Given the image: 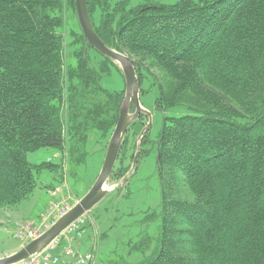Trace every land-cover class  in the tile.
<instances>
[{"label":"trees","instance_id":"16d2710c","mask_svg":"<svg viewBox=\"0 0 264 264\" xmlns=\"http://www.w3.org/2000/svg\"><path fill=\"white\" fill-rule=\"evenodd\" d=\"M86 8L105 46L132 60L139 94L147 78L159 88L155 108L186 109L163 115L155 141L161 202L144 221H157L156 231L130 245L139 261L109 264H264V0H86ZM111 66L121 69L83 36L75 0H0V206L25 199L35 173L52 166L30 163L27 152L54 147L80 162L94 132L106 148L125 91L102 85ZM130 125L110 179L124 178L125 160L142 153L146 131L130 147Z\"/></svg>","mask_w":264,"mask_h":264},{"label":"rangeland","instance_id":"374dc122","mask_svg":"<svg viewBox=\"0 0 264 264\" xmlns=\"http://www.w3.org/2000/svg\"><path fill=\"white\" fill-rule=\"evenodd\" d=\"M154 1L173 3L177 0ZM68 19L71 27L76 28L73 13ZM69 27L65 31L67 41L71 39ZM70 51L67 47L66 63L73 65L75 57ZM90 56L92 63L96 65L98 53L90 50ZM102 85L110 91L124 89L125 79L122 70L111 66L110 72L102 78ZM140 87L144 91L139 94V103L146 117L143 116L142 122L137 118L130 125L129 146L131 147L134 141L138 145L141 133L146 131V137L139 146L142 153L134 163L129 159L125 160L130 167L124 175L125 179L108 178L106 186L112 189L83 214L85 222L80 227L82 236L79 238L87 243L86 251L79 253L71 248L76 254H92L91 261L85 264H109L120 258L128 263L137 262L141 259L142 253L132 250L130 245L135 240L138 241L141 234L146 232L153 234L156 231L157 221L149 223L144 221L146 214L159 210L161 202L155 141L161 130L163 115L178 116L186 113V109L184 106H177L165 112L161 111L154 106V101L159 95L158 86L149 79L143 78ZM133 134L135 135L132 136ZM104 144L105 138L100 137L99 133L90 134L83 146L85 155L80 162L72 161L69 157L65 158V154L68 156L66 151L54 147H40L26 153L30 163L36 165L50 163L52 166L44 167L35 173V187L25 199L12 206H0V257L11 254L24 245L16 236L19 226L28 225L32 228L39 226V231H44L47 226L46 223L41 225V221L52 205L63 204L60 210L66 209V206L69 209L89 190L104 159L106 151ZM120 185L123 186L116 193L113 189ZM67 237L68 235L62 236L64 239ZM56 252L63 254L62 250ZM65 257L70 259L64 261ZM61 260L66 263L73 261L74 257L63 254Z\"/></svg>","mask_w":264,"mask_h":264},{"label":"water","instance_id":"95a60500","mask_svg":"<svg viewBox=\"0 0 264 264\" xmlns=\"http://www.w3.org/2000/svg\"><path fill=\"white\" fill-rule=\"evenodd\" d=\"M75 11L82 34L87 41L99 52L113 59L121 68L125 79L124 98L119 109L116 124L106 145L100 171L93 185L71 208L56 218L35 238L26 242L17 251L0 257V264L17 263L40 252L51 241L61 235L72 221L88 212L112 189L108 188L106 184L117 159L123 136L130 123L140 112H144L139 103V82L132 60L127 55L106 47L103 41L94 33L87 13L86 0H75ZM130 105L134 106L133 112H129ZM137 157L138 153L136 152L133 157V163L136 162Z\"/></svg>","mask_w":264,"mask_h":264},{"label":"built area","instance_id":"2783aa9c","mask_svg":"<svg viewBox=\"0 0 264 264\" xmlns=\"http://www.w3.org/2000/svg\"><path fill=\"white\" fill-rule=\"evenodd\" d=\"M63 204L59 205L58 203L52 205L47 213L43 215L42 218V224L48 227V225L53 222L56 218L61 216L66 209H68V206H66V209L60 210ZM85 218L84 215L79 216L74 221H72L66 229L61 233L63 235L66 234H76L77 236H80V227L84 224ZM42 231H39V228H32L31 226H19L16 230V236L25 244V242L30 241L31 239L35 238L39 233ZM61 235H59L57 238H55L53 241H51L44 249H42L40 252L33 254L26 259H23L17 263L13 264H85L92 259L91 253H85V254H76L75 251L69 247L65 246L62 249V253L65 256H72L74 257L73 261L70 262H62L61 256L63 254H60L56 252L59 241H60Z\"/></svg>","mask_w":264,"mask_h":264},{"label":"crops","instance_id":"0c3cea01","mask_svg":"<svg viewBox=\"0 0 264 264\" xmlns=\"http://www.w3.org/2000/svg\"><path fill=\"white\" fill-rule=\"evenodd\" d=\"M38 227H35V228H38ZM61 235L64 237L63 234H61ZM66 235H68V237L65 239L62 238V236L60 237L59 245H58V248L56 251H61L63 249V247H65V246L72 247L75 251H77L79 253L86 251L85 247H86L87 243H85L83 240H80V238H79L82 236V234L80 236H77L74 233L73 234H66ZM67 259H70V257H65L64 261Z\"/></svg>","mask_w":264,"mask_h":264},{"label":"bare ground","instance_id":"6f19581e","mask_svg":"<svg viewBox=\"0 0 264 264\" xmlns=\"http://www.w3.org/2000/svg\"><path fill=\"white\" fill-rule=\"evenodd\" d=\"M108 181V180H107Z\"/></svg>","mask_w":264,"mask_h":264}]
</instances>
